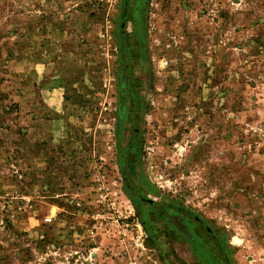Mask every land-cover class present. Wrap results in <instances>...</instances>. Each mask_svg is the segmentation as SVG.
I'll return each mask as SVG.
<instances>
[{
	"label": "rangeland",
	"instance_id": "obj_1",
	"mask_svg": "<svg viewBox=\"0 0 264 264\" xmlns=\"http://www.w3.org/2000/svg\"><path fill=\"white\" fill-rule=\"evenodd\" d=\"M0 264H264V0H0Z\"/></svg>",
	"mask_w": 264,
	"mask_h": 264
},
{
	"label": "trees",
	"instance_id": "obj_2",
	"mask_svg": "<svg viewBox=\"0 0 264 264\" xmlns=\"http://www.w3.org/2000/svg\"><path fill=\"white\" fill-rule=\"evenodd\" d=\"M122 16H123V13H122ZM120 50H121V51H124V50H125V46H124V43H123V42H121ZM121 167H122V168L127 167V163H126V162H123V164L121 165ZM124 176L126 177V179L128 178L126 174H124Z\"/></svg>",
	"mask_w": 264,
	"mask_h": 264
},
{
	"label": "flooded vegetation",
	"instance_id": "obj_3",
	"mask_svg": "<svg viewBox=\"0 0 264 264\" xmlns=\"http://www.w3.org/2000/svg\"><path fill=\"white\" fill-rule=\"evenodd\" d=\"M166 217H170V215H166ZM169 220V219H168ZM171 223V222H170ZM173 225V224H172Z\"/></svg>",
	"mask_w": 264,
	"mask_h": 264
}]
</instances>
